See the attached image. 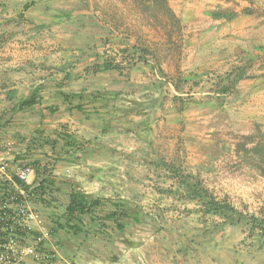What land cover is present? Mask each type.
<instances>
[{
	"label": "crops",
	"instance_id": "1",
	"mask_svg": "<svg viewBox=\"0 0 264 264\" xmlns=\"http://www.w3.org/2000/svg\"><path fill=\"white\" fill-rule=\"evenodd\" d=\"M169 1L184 25L181 71L204 80L182 105L164 98L163 89L180 94L161 88L149 66L87 71L119 56L122 41L91 21L80 0H0V143H14L17 162L41 165L50 206L34 207L50 232L43 249L57 253L55 264H242L228 248H250L247 228L218 227L220 218L180 195L167 165L181 164L219 198L226 185L248 202L264 201V164L241 163L239 149L243 137L264 133V78L240 83L238 97L226 101L201 89L237 62L239 50L264 46V18L208 15L232 1ZM34 95V106L17 109ZM239 163L263 175L241 186L232 173ZM78 192L95 201L84 232L54 233Z\"/></svg>",
	"mask_w": 264,
	"mask_h": 264
},
{
	"label": "trees",
	"instance_id": "2",
	"mask_svg": "<svg viewBox=\"0 0 264 264\" xmlns=\"http://www.w3.org/2000/svg\"><path fill=\"white\" fill-rule=\"evenodd\" d=\"M80 4L86 11L92 12L91 21L103 23L122 41L117 47L119 56L102 59L88 69V72H122L136 64L149 66L161 76V88L171 85L174 91L180 94L176 95L169 89L162 90L164 98L178 105L184 103V98L189 99L193 90L200 88L204 82L202 75L191 74L187 77L181 71L185 53L184 25L169 0H80ZM30 6L25 5L24 10ZM208 15L226 22H232L242 16L264 18V1L256 4L252 1L250 6L242 8L241 11H237L236 6H219L208 11ZM236 56L237 62L225 73L206 76V87L201 89L208 95L212 94L213 97L224 98L226 101L238 97L240 83L264 78L263 45L256 46L252 51L239 50ZM165 66H172L174 73L167 72ZM257 72H261L260 75H257ZM36 103L34 95L31 99L21 101L17 109L23 111ZM242 141L244 143L239 144V149L246 153H249L246 149L248 143L256 142L251 153L259 157L264 164V133H259L256 137H243ZM28 166L36 170L35 188L29 191V187L24 184L21 185L22 188L31 197L33 205L49 207L50 204L44 199L47 186L42 179L41 165L35 161ZM167 167L172 169L179 188L182 189L179 193L184 199L197 202L204 215L220 218L218 227L247 228V239L251 241L249 246L264 249V202L258 213H247L235 207L227 197L216 196L197 176L183 170L181 164L176 166L170 163ZM94 204L95 201L80 192L71 194L63 218L55 221L53 232L57 234L59 230H67L74 235L83 233V217L91 213Z\"/></svg>",
	"mask_w": 264,
	"mask_h": 264
},
{
	"label": "built area",
	"instance_id": "3",
	"mask_svg": "<svg viewBox=\"0 0 264 264\" xmlns=\"http://www.w3.org/2000/svg\"><path fill=\"white\" fill-rule=\"evenodd\" d=\"M35 176L34 168L16 161L14 143H0V264H55L57 253L43 249L50 232L21 186L32 191Z\"/></svg>",
	"mask_w": 264,
	"mask_h": 264
},
{
	"label": "rangeland",
	"instance_id": "4",
	"mask_svg": "<svg viewBox=\"0 0 264 264\" xmlns=\"http://www.w3.org/2000/svg\"><path fill=\"white\" fill-rule=\"evenodd\" d=\"M232 1V2H231ZM248 0H239L238 2L236 0H226L225 2H231L233 6L239 5V7L244 6V3ZM264 0H256L257 3H261ZM184 62V61H183ZM182 67V64H181ZM165 70L169 73H174V68L172 66H165ZM240 143H244L242 140ZM249 144V143H248ZM253 149V146H250ZM250 148V149H251ZM248 150V148H247ZM250 154L244 152L243 153V159L241 160V163L245 162H252L254 163L257 161V159L260 161L259 157H257L254 153ZM20 164H25L23 162H19ZM241 163L237 164L235 169L232 171V173L236 174V176L240 179H242L241 186H247L243 184L244 182H247L249 178L255 177L254 173L258 175H263L260 173L259 169L255 170H248V168H244V166H241ZM261 164H263L260 161ZM264 173V172H263ZM238 187V186H237ZM231 187H227L226 185H221L220 188H218V194H221V196H226L228 200L238 209L243 210L247 213H258L261 206L263 205V200L260 197H256L257 199L254 202H248V200L242 196V194H239L238 191H235L230 189ZM262 194V192H259V196ZM56 211H54L55 214H57V206L55 208ZM55 219H58V216H54ZM55 224V223H54ZM246 237L244 238L245 241ZM250 242V240H248ZM245 243V242H244ZM60 244V242H59ZM243 244V243H242ZM247 245H240V246H232L228 248V252H230V255L235 257V261L242 263V264H264V249H258L255 247H250L248 252L246 251Z\"/></svg>",
	"mask_w": 264,
	"mask_h": 264
}]
</instances>
